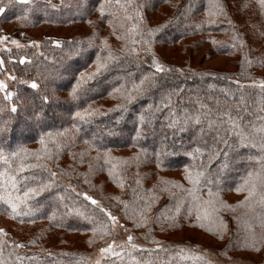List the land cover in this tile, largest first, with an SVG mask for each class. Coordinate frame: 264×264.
<instances>
[{"label": "trees", "instance_id": "trees-1", "mask_svg": "<svg viewBox=\"0 0 264 264\" xmlns=\"http://www.w3.org/2000/svg\"><path fill=\"white\" fill-rule=\"evenodd\" d=\"M0 7V264H264V0Z\"/></svg>", "mask_w": 264, "mask_h": 264}, {"label": "rangeland", "instance_id": "rangeland-1", "mask_svg": "<svg viewBox=\"0 0 264 264\" xmlns=\"http://www.w3.org/2000/svg\"><path fill=\"white\" fill-rule=\"evenodd\" d=\"M54 3L57 2V0H52ZM15 37H10L7 39V43H6V47L10 46V45H15V46H19L21 45V39L19 37V35H14ZM15 41V43H14ZM18 41V42H17ZM202 68H208V69H214V70H228L231 71L232 68L230 66H228L225 62V60L223 58H215L212 59L208 62H206ZM8 80H10V78L6 77L4 82H2V84L5 86V84L7 85ZM111 216L116 217V221L113 222L112 221V227L113 230L115 232V237H116V241L111 245V249L106 251V252H102L100 249L98 250H94L93 252H90L89 254V261L90 264H99L100 261L106 256V255H111L112 254V249L115 246H118V244L120 243V241L124 240V239H128L129 236L128 234H126L121 221L118 218L117 214L112 213ZM4 233L8 234L11 238L14 237V233L13 231H11L10 229H4L3 230ZM190 239L196 240V241H200V239L197 236H188ZM207 243V242H206ZM205 245V244H204ZM206 246V245H205ZM108 248V247H107ZM196 251H199L200 254H202L203 256L207 257L208 259L212 260L215 264H253L251 261L249 260H234V261H221L219 260L214 253L210 252L209 250H206L204 248H198L195 247Z\"/></svg>", "mask_w": 264, "mask_h": 264}, {"label": "snow or ice", "instance_id": "snow-or-ice-1", "mask_svg": "<svg viewBox=\"0 0 264 264\" xmlns=\"http://www.w3.org/2000/svg\"><path fill=\"white\" fill-rule=\"evenodd\" d=\"M4 11H5V8H4V7H0V13H3ZM133 27L135 28V27H137V26L134 25ZM149 31L151 32V31H153V30H149ZM14 43H15V41H14ZM133 51H135V49H133ZM108 59H117V57H115V56H113L111 53H109V57H108ZM21 62H23V58H21ZM153 63L155 64L157 70H163L162 67H161V65H159L158 63H156L155 60L153 61ZM0 66H2V61H0ZM105 67H106V62H104V61H100V60L98 59V61H97V67H96L95 71L92 72V73H90V74H88V77H87V78H88V79L92 78V77L95 76L97 73H99L101 69H103V68H105ZM82 79H83V77H82ZM144 82H145V81L142 79L141 82H140V85L144 84ZM140 85L133 84V89H130V90H129V93H131L132 90H135V91H141L142 89H141ZM0 86H2V82H0ZM31 86H32L33 88H35V87H36V84L33 83ZM77 86H78V85H77ZM73 92H75V88L73 89ZM11 95H12V94L9 93V96H11ZM128 98L131 99V95H130V94H129V97H128ZM44 99H45V102H46V101H47V97H45ZM13 110H15V108H13ZM89 114H90V113H89ZM41 142H43V138H42ZM15 155H17V153H13V156H15ZM0 160H4L5 163H7V160H6L5 156H4L2 153H0ZM23 167H24V165H21L19 170L22 171V170H23ZM52 175L55 176V173H53ZM203 175H204V173H203V172H200V173H197L195 177H192L191 175H189L188 178H189V180H190L191 182H193V183H199V178H200L201 176H203ZM250 175H251V173H250ZM5 178H6V180H7V183L10 184L12 188H15V187H16V177H15V176H12V175H7V176H6L4 172H0V188H3V187H4V180H5ZM209 183H211V180H209ZM247 183H248V181H245V184H247ZM42 190H43V189L41 188V191H42ZM241 190H244V189H242L241 187H238V188L236 189V191H241ZM30 192L33 193V194H38L37 191H36V189H28V191L24 192V194H23L24 197L27 198ZM210 194H211V193H210ZM83 195H85L86 199L91 200L93 204H97V201L94 200L92 197L87 196V194H83ZM251 196H252V190H249V196H248V197H245V201H242L241 203L243 204V203L247 202L248 199H249ZM3 198H4V197H3L2 195H0V199H3ZM17 199H19V197H18ZM7 203H8L9 206L13 209V211H15L16 208L18 207L17 203L13 202L11 199H8V200H7ZM203 203H205V204H209V203H211V201H203ZM101 211H105V210H104L103 208H101ZM177 211H179V206L177 207ZM108 216H109V219H110L111 221H113V222L116 221V217L111 216V214H108ZM198 218H199V217H198ZM129 240H131V237H129ZM111 247H112V246L109 245L108 248H106V249H101V251H102V252H106V251L110 250Z\"/></svg>", "mask_w": 264, "mask_h": 264}]
</instances>
